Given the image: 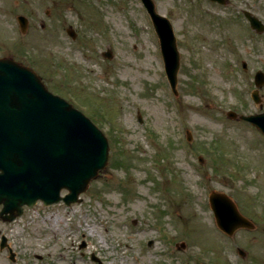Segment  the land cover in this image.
Instances as JSON below:
<instances>
[{"label":"rangeland","instance_id":"374dc122","mask_svg":"<svg viewBox=\"0 0 264 264\" xmlns=\"http://www.w3.org/2000/svg\"><path fill=\"white\" fill-rule=\"evenodd\" d=\"M153 1L176 38V94L140 0H0V56L31 67L109 143L80 201H37L0 220L14 252L0 249V264H264V135L226 115L264 111V83L258 102L250 96L264 72V32L242 14L264 23V0ZM211 190L253 227L221 231Z\"/></svg>","mask_w":264,"mask_h":264},{"label":"water","instance_id":"95a60500","mask_svg":"<svg viewBox=\"0 0 264 264\" xmlns=\"http://www.w3.org/2000/svg\"><path fill=\"white\" fill-rule=\"evenodd\" d=\"M221 1V0H220ZM159 37L165 72L175 90L179 54L170 22L154 10L152 0H142ZM245 15L257 31L264 24L249 12ZM20 28L27 20L17 17ZM72 33V32H71ZM109 57V52H106ZM264 82L257 71L255 84ZM254 100L258 101L257 91ZM264 133V111L239 114ZM108 142L103 133L81 111L59 95L47 90L40 77L28 66L9 58H0V217L12 220L23 211V205L62 200L78 201L89 181L105 167ZM62 189L67 192L60 194ZM209 204L217 226L231 235L238 227H251L232 200L224 193L212 191ZM10 212V215L4 213ZM244 254L242 250H239Z\"/></svg>","mask_w":264,"mask_h":264},{"label":"bare ground","instance_id":"6f19581e","mask_svg":"<svg viewBox=\"0 0 264 264\" xmlns=\"http://www.w3.org/2000/svg\"><path fill=\"white\" fill-rule=\"evenodd\" d=\"M88 231L90 234H93L96 231V229L94 228V226H90Z\"/></svg>","mask_w":264,"mask_h":264},{"label":"flooded vegetation","instance_id":"af4514ba","mask_svg":"<svg viewBox=\"0 0 264 264\" xmlns=\"http://www.w3.org/2000/svg\"><path fill=\"white\" fill-rule=\"evenodd\" d=\"M211 2H213V1H211ZM213 4H215V2H213Z\"/></svg>","mask_w":264,"mask_h":264}]
</instances>
